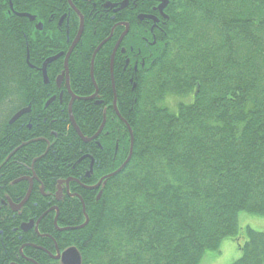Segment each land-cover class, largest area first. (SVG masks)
Here are the masks:
<instances>
[{
	"label": "trees",
	"instance_id": "16d2710c",
	"mask_svg": "<svg viewBox=\"0 0 264 264\" xmlns=\"http://www.w3.org/2000/svg\"><path fill=\"white\" fill-rule=\"evenodd\" d=\"M65 3L0 0V264H34L20 248L42 243L22 232L20 224L45 211L37 200L43 198L39 186L53 193L61 179H73L70 190L84 199L89 222L59 231L45 221L43 231L62 247H78L82 264H198L207 250L239 232L241 212L264 214V0H168L169 18L156 29L157 42L151 45L137 38L130 18L136 36L126 37L125 44L131 64L140 60L138 71L117 73V54L112 77L107 49L115 44L114 35L95 57V82L93 52L110 35L111 25L100 23L95 34L91 28L94 44L81 53L82 41L69 60L75 94L91 96L98 88L94 99L73 104L81 133L91 138L107 117L99 137L89 142L77 133L67 106L44 122H36L34 112L10 122L19 110L44 101L39 68L51 55L41 58L38 50L51 43L15 12L65 11ZM136 3L142 13L155 2ZM114 84L124 121L112 105ZM170 98H178L175 107L167 103ZM131 134L132 158L106 179L97 199L100 188L86 186L124 162ZM92 159L94 171L87 176ZM28 176L34 178L31 200L18 215L2 201L9 182L27 187V180L13 182ZM62 219L61 226L85 220L78 197L61 207ZM246 233L242 255L233 264H264V231L248 226ZM23 251L40 264H58L38 248Z\"/></svg>",
	"mask_w": 264,
	"mask_h": 264
},
{
	"label": "flooded vegetation",
	"instance_id": "af4514ba",
	"mask_svg": "<svg viewBox=\"0 0 264 264\" xmlns=\"http://www.w3.org/2000/svg\"><path fill=\"white\" fill-rule=\"evenodd\" d=\"M68 1V6L69 10L68 11H61V7H58V9L55 10H38V14H35V19L33 22H31V25L33 24L34 28L36 29L35 31L38 32H43L44 29L47 27L48 30H51L54 28L59 32L58 37L61 39V42L58 45H55L52 47L50 44H45L43 50H38V53L42 56L44 55L43 53L51 54L49 55L44 61V62L50 58L54 57L56 55H59L57 59H61L62 62L53 64L50 68V72L48 71V80L44 83V91L46 92L45 99L44 101L38 103L39 106H37L35 109H32L31 105L28 107V112L26 113H31L34 112L36 116L34 117L35 121L43 119V122L47 120L48 117H54V115L49 116L44 108L47 107H57L58 106V97L61 102H63V98H66V106L69 107V104L73 102V104L78 100L75 96V93L71 89V73L70 69L68 71V74L65 73V58L68 53V51L73 48V51L71 54H73L74 50L80 47V44L86 42L89 45L94 44V38H92V34L90 32L91 28L94 29L93 33H96V27L103 22H107L111 25L112 20H116V23H119L118 19L121 21H124L125 23H131L130 18L134 21L135 28H137V38L145 42L146 45H151L157 42L156 34L155 31L156 29H161V25L165 23V20L168 19V16L165 14L164 10L165 8H160V1H154V5L151 7V10L149 12H142L146 14H142L141 12H137L136 7L137 3L136 0H128V5H126L124 8L117 9L116 7L107 8L103 3L101 4V8L98 6L97 0H76V3L73 2L75 7L73 8L71 4ZM133 4V6H130ZM141 15L145 16H150L149 18L141 17ZM39 17V18H37ZM98 17V19H97ZM40 22L42 26L40 29L36 26V24ZM119 25V24H118ZM117 26H112L111 25V31L109 35V40L112 39L115 36V44L113 45L112 48H108L107 52L112 54L116 49L115 56L118 54L119 58V74L123 77L125 72L128 69H133L130 67V59H129V54L127 50V45L125 44V39H120V31L118 32L116 30ZM38 30V31H37ZM140 31V32H139ZM144 31V34L142 32ZM103 37H106L107 35L104 34L102 35ZM108 37V36H107ZM106 37V38H107ZM105 39V38H104ZM103 39V40H104ZM151 39V40H150ZM108 40V41H109ZM98 44H96V47ZM141 52V51H140ZM138 52V54H140ZM72 56V55H70ZM141 57L140 55L138 58ZM143 58V57H142ZM56 59V60H57ZM70 59V58H69ZM144 59V58H143ZM28 60H29V49H28ZM54 60V61H56ZM52 61V62H54ZM115 61V58H114ZM138 59L135 60L134 64V70L137 72V63ZM50 62L49 65L52 63ZM48 65V66H49ZM33 66V65H31ZM62 66V68H61ZM49 69V67H48ZM41 72V68H39ZM110 72H111V58H110ZM114 72V70H113ZM42 73V72H41ZM70 89H69V86ZM72 104V105H73ZM43 106V107H42ZM32 118V117H31ZM57 118H52V122H54ZM42 121V120H41ZM40 121V122H41ZM69 126V125H68ZM29 127H32V124L29 123ZM51 127V126H50ZM53 133L57 136L58 133L54 132ZM94 170V166H93ZM93 173V172H92ZM90 173V175L92 174ZM89 175V176H90ZM31 177V182L29 184H33L31 186V192L30 196L23 202H8L9 206H7L11 212L17 213L18 215H22L24 207L27 205L29 200H31V194L32 190L34 188V178L33 176H28ZM20 180H25L24 177H21L13 182V184H16V182ZM69 185H61L58 187L57 191H54L53 193L46 192L45 187L40 185L39 190L43 198L38 197L37 200H40L41 202V207L45 208V211L37 218H30L29 220H25L24 222H21V230L22 232H27V233H32V235L40 240L42 243L41 245L35 244V243H28L24 244L20 248V253L21 249H24L26 246H32L35 248H38L42 250L49 259L53 260V262H56L60 264L59 261V255L61 252L64 251L65 247H62L59 244V241L57 240L56 237H54L51 233L48 231H43L45 230V227L43 228V222H47V224L51 225L52 227L47 226V228H52L54 230H58L56 226V221L59 223H63L64 220L62 219L61 221L59 220V216L61 214V207H64L65 204L69 201L71 197H74L73 195L75 192H72L71 190L69 191ZM60 190V192H59ZM40 198V199H39ZM70 198V199H69ZM68 200V201H67ZM2 203H4L2 201ZM37 204V203H36ZM6 205V204H4ZM13 205V207H12ZM51 213H53V219L51 217ZM47 220H44V219ZM64 231V230H61ZM27 233H22L23 237L24 234ZM48 242L51 243V246L47 245ZM69 248V247H68ZM22 256L27 257L23 253H21ZM58 257V258H57ZM32 259V258H29Z\"/></svg>",
	"mask_w": 264,
	"mask_h": 264
},
{
	"label": "bare ground",
	"instance_id": "6f19581e",
	"mask_svg": "<svg viewBox=\"0 0 264 264\" xmlns=\"http://www.w3.org/2000/svg\"><path fill=\"white\" fill-rule=\"evenodd\" d=\"M107 8H111V6H113L114 4L110 1V0H100ZM119 2H122V0H120ZM58 3L62 4V0H58ZM66 4V3H65ZM36 6V5H34ZM66 11L69 10L68 5L66 4L65 6ZM119 23H116V20H112L111 21V25L112 26H117L116 30L119 32L120 31V39H124L126 37H128L129 35H133L134 37L136 36V33L133 29V26L129 23H125L124 21L119 20ZM119 24V25H118ZM58 30V29H57ZM55 28L54 30H48L47 27L44 29V31L42 32V36H43V41L47 40L51 43L52 47H54L55 45H58L61 42V39L58 37L59 32L57 31ZM81 47L83 50H81V53H86L88 52V46L85 43L81 44ZM74 48V47H73ZM73 50V49H72ZM99 50H97V48L94 50L93 52V57H92V63H91V80L93 81L94 78V73H95V67H94V61H95V57L97 55ZM134 58H136V56H134ZM140 60L137 61V63H139ZM77 63V61H76ZM98 68V67H97ZM95 82V81H93ZM66 98H63V102H61L59 100L58 97V106L56 108L54 107H47L44 108L46 113L51 116L54 115L55 113L59 112H64L66 110ZM72 104V103H71ZM52 117V116H51ZM12 182L8 183V188H9V194H8V198L11 201L14 202H23L25 197L26 199L30 196V192H31V186L30 184L27 185V187L25 185L21 186V187H13L11 185ZM11 264H16V263H11Z\"/></svg>",
	"mask_w": 264,
	"mask_h": 264
},
{
	"label": "rangeland",
	"instance_id": "374dc122",
	"mask_svg": "<svg viewBox=\"0 0 264 264\" xmlns=\"http://www.w3.org/2000/svg\"><path fill=\"white\" fill-rule=\"evenodd\" d=\"M177 101L178 98H170L167 103L175 107V103ZM5 216L9 218L13 217V215L9 211H5ZM239 223L242 229L238 235V238H241L244 232L246 240V227L250 226L254 229L264 231V214L241 212L239 214ZM245 240L241 241V243H244ZM229 242L230 241L226 239L223 242L222 249H220V251L207 250L199 264H232L236 259H238L242 255V252L238 250L237 246L234 250L231 249V247H229L228 245Z\"/></svg>",
	"mask_w": 264,
	"mask_h": 264
},
{
	"label": "water",
	"instance_id": "95a60500",
	"mask_svg": "<svg viewBox=\"0 0 264 264\" xmlns=\"http://www.w3.org/2000/svg\"><path fill=\"white\" fill-rule=\"evenodd\" d=\"M126 3H127V0H124L123 2H122V5H121V7L120 8H122V7H124L125 5H126ZM115 6V5H114ZM21 15H23V16H30L29 14H26V13H24V14H21ZM31 19H33V17H31ZM100 48V46L97 48V50ZM58 56H56L55 58H57ZM54 58V59H55ZM46 65V64H45ZM45 65H44V67H45ZM44 71H45V69H44ZM115 102H116V99H115ZM25 111H27V110H22V111H20V112H18L13 118H12V122L17 118V117H19V115L20 114H22V113H24ZM72 118V121H73V124H74V127H75V129L77 130V132H78V134L80 135V137L84 140V141H86V142H88L89 140H91V139H95L97 136H98V134L100 133V131L102 130V128H103V125L101 126V128H100V130L97 132V134L95 135V136H93V137H91V138H86V137H84L83 136V134L81 133V131H80V129H79V127L77 126V124L75 123V121H74V119H73V117H71ZM132 144H133V138H132ZM131 154H132V150H131V152H130V155H129V157H128V159H127V161L117 170V171H115V172H113L112 174H110L109 176H112V175H114V174H116L117 172H119L125 165H126V163L129 161V159H130V157H131ZM99 185V184H98ZM98 185H96V186H98ZM84 212H85V208H84ZM86 222H88V218H87V220H86ZM86 224V223H85ZM84 224V225H85ZM84 225H82V226H84ZM60 259H61V261L64 263V264H81V256H80V254H79V252H78V250L76 249V248H70V249H68V250H66V251H64L61 255H59L58 256ZM57 257V258H58Z\"/></svg>",
	"mask_w": 264,
	"mask_h": 264
}]
</instances>
